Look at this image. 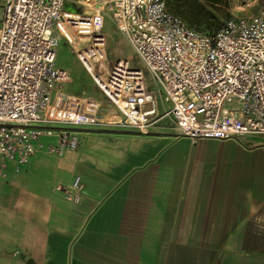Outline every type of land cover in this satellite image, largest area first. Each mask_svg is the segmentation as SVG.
Listing matches in <instances>:
<instances>
[{
    "label": "crops",
    "instance_id": "obj_1",
    "mask_svg": "<svg viewBox=\"0 0 264 264\" xmlns=\"http://www.w3.org/2000/svg\"><path fill=\"white\" fill-rule=\"evenodd\" d=\"M157 105L151 129L110 109L114 123L77 127L76 150L8 163L0 264H264V136L192 140ZM76 175L79 202L55 189Z\"/></svg>",
    "mask_w": 264,
    "mask_h": 264
},
{
    "label": "built area",
    "instance_id": "obj_2",
    "mask_svg": "<svg viewBox=\"0 0 264 264\" xmlns=\"http://www.w3.org/2000/svg\"><path fill=\"white\" fill-rule=\"evenodd\" d=\"M74 3L83 5L82 0H2L0 176L8 163L17 172L39 150L57 155L76 150L77 127L101 123L99 101L69 90L70 73L56 62L60 38L125 115L126 126H147L158 96L169 106L165 114L178 135L264 136V6L205 33L170 10L168 0H104L81 12ZM106 14L142 66L108 60ZM147 75L154 79L153 91ZM121 99L141 118L130 116ZM55 189L79 202L83 184L76 175Z\"/></svg>",
    "mask_w": 264,
    "mask_h": 264
},
{
    "label": "rangeland",
    "instance_id": "obj_3",
    "mask_svg": "<svg viewBox=\"0 0 264 264\" xmlns=\"http://www.w3.org/2000/svg\"><path fill=\"white\" fill-rule=\"evenodd\" d=\"M200 1L204 3L205 7H198L197 3L193 0H168V7L173 12L179 14L187 24L195 26L202 32L212 33L226 19L251 16L256 14L264 6V0H222L216 5L207 1ZM103 2L104 0H93L91 3L88 0H82L83 5L81 3H74V8L79 12L83 11L84 8L91 10L94 5L97 6ZM68 4L73 5L72 3ZM103 33L106 37V53L110 62L118 59H129L131 60L132 66H142L138 60L134 59L132 45L123 33L116 30L109 14L105 15ZM56 62L59 66L69 71L71 76L69 90L71 92L90 94L99 101L101 105L99 117H102V114H107V121L114 123L113 119L117 114L120 116V121L117 123L121 127L135 130H148L159 125L160 108L157 109L155 114L149 117L147 121L148 125L145 127H130L124 125L126 120L125 115L113 105L63 38L59 39ZM146 78L150 89L153 91L154 79L149 75ZM155 98L159 100L158 96ZM110 109H113L116 114L112 111L109 112ZM254 140L259 141L261 139L256 137Z\"/></svg>",
    "mask_w": 264,
    "mask_h": 264
},
{
    "label": "bare ground",
    "instance_id": "obj_4",
    "mask_svg": "<svg viewBox=\"0 0 264 264\" xmlns=\"http://www.w3.org/2000/svg\"><path fill=\"white\" fill-rule=\"evenodd\" d=\"M90 3L93 2V0H88ZM119 104L121 107H123L130 116H133L135 118H141V115L138 113V112H135V111H132L130 109H127V105H126V102L124 100H119Z\"/></svg>",
    "mask_w": 264,
    "mask_h": 264
},
{
    "label": "trees",
    "instance_id": "obj_5",
    "mask_svg": "<svg viewBox=\"0 0 264 264\" xmlns=\"http://www.w3.org/2000/svg\"><path fill=\"white\" fill-rule=\"evenodd\" d=\"M189 1H191V0H189ZM193 1H195L197 3L198 7H205V5H204V3H202V1H200V0H193ZM203 1H207L213 5H216L219 2H221L222 0H203Z\"/></svg>",
    "mask_w": 264,
    "mask_h": 264
}]
</instances>
